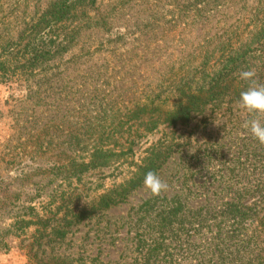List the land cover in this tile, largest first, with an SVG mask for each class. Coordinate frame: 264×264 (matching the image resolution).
<instances>
[{
	"label": "rangeland",
	"instance_id": "374dc122",
	"mask_svg": "<svg viewBox=\"0 0 264 264\" xmlns=\"http://www.w3.org/2000/svg\"><path fill=\"white\" fill-rule=\"evenodd\" d=\"M51 1L0 0L1 32L8 31L9 18L31 17ZM88 14L105 28L81 31L56 62L57 75L40 82L49 96L0 83V264H135L146 224L139 208L155 198L144 183L124 203L80 224L71 214L130 178L131 159L139 161L154 143L171 150L157 173L170 186L162 196H177L191 208L217 209L259 175L239 163L246 157L256 162L250 152L261 145L242 127L247 117L237 101L226 96L177 126L160 120L149 130L135 123L132 129L141 133L135 155L116 170L77 174L70 159L90 127L120 132L123 141L128 135L121 132L134 123L130 111L147 123L152 106L159 116L171 109V101L162 103L172 89L198 82L196 67L212 63L214 51L250 42L264 23V0H97ZM12 24L20 27L18 20ZM55 229L69 232L59 237ZM211 256L205 264L219 262L218 254Z\"/></svg>",
	"mask_w": 264,
	"mask_h": 264
},
{
	"label": "trees",
	"instance_id": "16d2710c",
	"mask_svg": "<svg viewBox=\"0 0 264 264\" xmlns=\"http://www.w3.org/2000/svg\"><path fill=\"white\" fill-rule=\"evenodd\" d=\"M96 4L97 0H53L45 10L31 17L9 18L6 33L1 32V24L6 23V19L0 16V83L13 91L17 86L27 93L46 91L48 95L47 89L41 91L40 82L50 81L57 75L53 73L58 66L56 62L73 48L81 31L105 28L104 24L93 22L89 17L88 11ZM17 20L19 28L12 24ZM242 47L222 53L214 51L212 63L196 67L200 75L198 82L172 89L170 98L162 104L168 106L169 101L173 104L163 115L155 114L158 109L152 106L155 112L144 123L143 115L130 111L128 119L134 123L129 125L127 133L121 132L128 135L127 139L121 141L120 132H107L103 127L86 129L80 134L81 146L74 153V158L71 157L70 166L77 167V174L82 175L96 169L116 170L129 163V158L135 155L132 146L141 136L137 127L132 129L138 125L135 123H143L149 130L160 120L161 124L177 126L202 115L208 105L222 97L238 101L245 88L239 75L241 71L254 69L259 82L264 83V23L252 34L250 42ZM258 148L259 151L252 153L257 150L254 146L251 154L248 153L256 158V162L252 163L246 157L239 163L251 166L247 169L256 170L259 175L252 184L248 180L242 191L224 199L217 209L207 205L191 208L177 196L145 201L139 208L144 215L140 221L146 224L138 239L141 256L139 260L135 259V264H205L204 259L210 253L212 258L219 255L215 258L219 262L210 261L213 264H264V145ZM170 153L166 143L152 144L139 161L131 159L135 171L130 178L84 203L71 214L74 220H70L80 224L100 211L124 203L130 193L144 183L146 172L158 173L162 169ZM66 220L64 216L62 221ZM67 224L73 223L68 221ZM68 232L54 231L59 237H65ZM213 240L218 242L213 245ZM196 241L197 247L194 246Z\"/></svg>",
	"mask_w": 264,
	"mask_h": 264
},
{
	"label": "clouds",
	"instance_id": "9594fccd",
	"mask_svg": "<svg viewBox=\"0 0 264 264\" xmlns=\"http://www.w3.org/2000/svg\"><path fill=\"white\" fill-rule=\"evenodd\" d=\"M239 75L245 88L240 92L237 104L247 117L242 127L259 144L264 145V83L259 82L254 69L243 70ZM144 186L153 197L162 196L170 188L167 182L151 170L144 175Z\"/></svg>",
	"mask_w": 264,
	"mask_h": 264
}]
</instances>
